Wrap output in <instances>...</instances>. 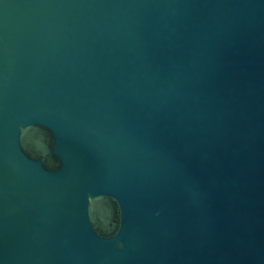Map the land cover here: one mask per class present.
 <instances>
[{
    "label": "water",
    "instance_id": "obj_1",
    "mask_svg": "<svg viewBox=\"0 0 264 264\" xmlns=\"http://www.w3.org/2000/svg\"><path fill=\"white\" fill-rule=\"evenodd\" d=\"M0 264H264V0H0Z\"/></svg>",
    "mask_w": 264,
    "mask_h": 264
}]
</instances>
